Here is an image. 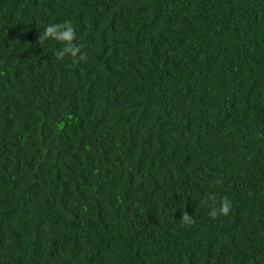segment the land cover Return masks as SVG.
<instances>
[{
  "label": "trees",
  "instance_id": "1",
  "mask_svg": "<svg viewBox=\"0 0 264 264\" xmlns=\"http://www.w3.org/2000/svg\"><path fill=\"white\" fill-rule=\"evenodd\" d=\"M0 264H264V0H0Z\"/></svg>",
  "mask_w": 264,
  "mask_h": 264
},
{
  "label": "clouds",
  "instance_id": "2",
  "mask_svg": "<svg viewBox=\"0 0 264 264\" xmlns=\"http://www.w3.org/2000/svg\"><path fill=\"white\" fill-rule=\"evenodd\" d=\"M47 40L57 41L63 46L55 53L58 60L63 61L66 57H71L74 61L85 59V56L81 53V46L75 43L76 31L70 21L53 23L46 26L43 33L39 35L37 42L43 45ZM208 206L210 209L209 215L215 219L217 216H226L229 214L231 202L227 197L219 200L213 198ZM181 222L182 224L191 226L194 220L192 215L183 212Z\"/></svg>",
  "mask_w": 264,
  "mask_h": 264
}]
</instances>
